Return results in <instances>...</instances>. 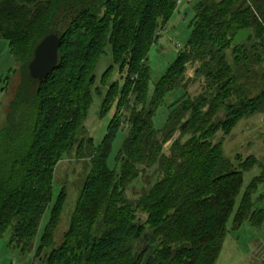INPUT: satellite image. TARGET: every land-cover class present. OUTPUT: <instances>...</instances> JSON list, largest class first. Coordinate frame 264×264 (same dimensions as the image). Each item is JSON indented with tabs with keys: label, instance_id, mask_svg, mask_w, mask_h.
I'll return each mask as SVG.
<instances>
[{
	"label": "trees",
	"instance_id": "1",
	"mask_svg": "<svg viewBox=\"0 0 264 264\" xmlns=\"http://www.w3.org/2000/svg\"><path fill=\"white\" fill-rule=\"evenodd\" d=\"M178 1L0 0V39L21 75L0 130V240L11 230V243L35 258L53 246V226L66 201L63 192L41 231L53 161L78 140L86 94L97 81L92 72L107 45L114 64L127 69L109 87L102 117L117 111L99 145L87 139L92 167L80 201L64 241L42 264H216L231 230L264 224V208L254 198L264 173L242 191L244 172L260 162L255 156L229 159L216 139L264 114V90L250 96L237 70L239 47L264 52V0H195L188 40L152 86L150 52L180 9ZM243 30H250L249 38L235 45ZM53 33L61 39L57 67L47 79H34L29 65L35 50ZM191 66L193 80H186ZM196 83L199 91H192ZM171 94L178 96L169 104ZM158 112L166 116L161 128ZM126 124L111 168L113 142ZM143 166L163 177L129 200L127 186Z\"/></svg>",
	"mask_w": 264,
	"mask_h": 264
},
{
	"label": "rangeland",
	"instance_id": "2",
	"mask_svg": "<svg viewBox=\"0 0 264 264\" xmlns=\"http://www.w3.org/2000/svg\"><path fill=\"white\" fill-rule=\"evenodd\" d=\"M194 3L195 0L190 2L184 0L181 5L179 4L180 9L175 12L167 26L159 31V38L155 41L149 56V65L152 68V86L176 60L180 50L184 48L191 32L189 23L193 17ZM190 6H192L191 9ZM188 8L190 11L188 15H185ZM261 50L256 47L255 50L250 52L247 47L243 46L237 50L241 59L237 70L242 68L240 79L242 83L246 84L250 96H255L264 90V52ZM235 54L236 51L233 53L229 51L230 59L235 57ZM251 61H254V64L250 63ZM11 65L15 67L14 72L8 71ZM92 75L97 78V81L86 94L89 106L82 122L83 126L78 131V140L69 151L64 152L62 156L53 161L51 202L41 223V231L48 225L52 207L59 195L64 192L66 196L65 205L53 226L54 244L52 247L45 248L35 258L34 252L23 251L21 247L12 244L11 230L7 231L0 240V264H42L49 251L64 241V236L70 228L77 204L80 201L85 179L92 167L91 149L87 139L93 137L95 144L99 145L106 135L110 117L115 114L117 108H112L103 118V103L109 87L119 78L121 80L125 78L127 69L121 70L119 65L114 64L111 47L107 45L105 53L101 56ZM193 76L194 68L191 66L187 69L186 80ZM191 80L193 79L191 78ZM20 83L19 66L14 63V57L10 53L8 42L0 39V130L6 125L9 106L15 98ZM197 83L192 91H199ZM98 85L99 89H97ZM177 96L178 94H171L167 97V103H172ZM129 113L123 112L124 116L129 115ZM165 120L166 116L162 112L156 113L155 125L157 128H161ZM124 126L125 128L118 132L113 142L108 160V165L111 168L118 164L115 157L128 130L127 124ZM216 139L222 144L225 155L229 159L235 160L238 155H241L242 158L255 156L260 162L244 172L242 191L255 176L264 173L263 113L241 120L231 134L216 135ZM162 177L163 175L158 172V168L141 167L139 177L127 186L126 197L129 200L138 199L144 191L149 190ZM261 196L262 198L258 199ZM254 198L255 205L264 208V183L259 185ZM139 218L141 222H145L147 215L141 213ZM261 239L264 241V224L254 226L247 222L241 228L231 230L216 264H259L260 261L257 258L255 247ZM262 263L264 264V260Z\"/></svg>",
	"mask_w": 264,
	"mask_h": 264
},
{
	"label": "water",
	"instance_id": "3",
	"mask_svg": "<svg viewBox=\"0 0 264 264\" xmlns=\"http://www.w3.org/2000/svg\"><path fill=\"white\" fill-rule=\"evenodd\" d=\"M250 36V30L240 31L233 43L236 45ZM61 39L57 33L46 36L35 50V56L29 65L32 78L45 80L54 72L59 60Z\"/></svg>",
	"mask_w": 264,
	"mask_h": 264
},
{
	"label": "crops",
	"instance_id": "4",
	"mask_svg": "<svg viewBox=\"0 0 264 264\" xmlns=\"http://www.w3.org/2000/svg\"><path fill=\"white\" fill-rule=\"evenodd\" d=\"M257 258L260 261L259 264H263L262 261L264 260V241L261 239L255 247Z\"/></svg>",
	"mask_w": 264,
	"mask_h": 264
},
{
	"label": "built area",
	"instance_id": "5",
	"mask_svg": "<svg viewBox=\"0 0 264 264\" xmlns=\"http://www.w3.org/2000/svg\"><path fill=\"white\" fill-rule=\"evenodd\" d=\"M183 1H184V0H179V1H178V4H182Z\"/></svg>",
	"mask_w": 264,
	"mask_h": 264
}]
</instances>
